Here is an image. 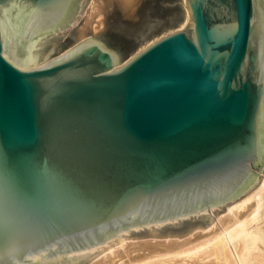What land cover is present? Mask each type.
<instances>
[{"label": "water", "instance_id": "95a60500", "mask_svg": "<svg viewBox=\"0 0 264 264\" xmlns=\"http://www.w3.org/2000/svg\"><path fill=\"white\" fill-rule=\"evenodd\" d=\"M183 6L124 61L91 37L41 65L85 0H0V264H131L259 184L264 0Z\"/></svg>", "mask_w": 264, "mask_h": 264}, {"label": "bare ground", "instance_id": "6f19581e", "mask_svg": "<svg viewBox=\"0 0 264 264\" xmlns=\"http://www.w3.org/2000/svg\"><path fill=\"white\" fill-rule=\"evenodd\" d=\"M117 1L129 10L138 2ZM92 8L97 9L96 3ZM188 19L186 12V22ZM97 23L100 25L101 21ZM91 25L92 21L88 20L79 37L86 36ZM45 45L38 47L41 65L55 49ZM218 219L211 230L201 232L189 243L131 264H264V175L250 193L230 205L228 212Z\"/></svg>", "mask_w": 264, "mask_h": 264}, {"label": "rangeland", "instance_id": "374dc122", "mask_svg": "<svg viewBox=\"0 0 264 264\" xmlns=\"http://www.w3.org/2000/svg\"><path fill=\"white\" fill-rule=\"evenodd\" d=\"M94 3L97 9L92 8ZM88 20L92 21V29L81 38L79 31ZM97 21H101V24L98 25ZM185 22L186 10L183 0H138L130 10L123 8L117 0H85V9L77 25L67 36L51 42L50 46L56 47V51L51 53V58L83 40L100 37L110 47L119 51L124 61L151 42L181 28ZM263 175L264 171L260 175V182ZM228 208L202 233L211 230L217 219L228 212Z\"/></svg>", "mask_w": 264, "mask_h": 264}]
</instances>
